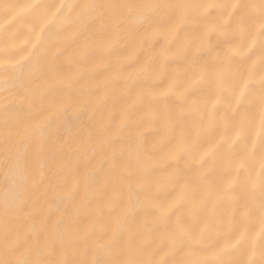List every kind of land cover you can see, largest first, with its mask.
I'll list each match as a JSON object with an SVG mask.
<instances>
[{"label": "clouds", "instance_id": "9594fccd", "mask_svg": "<svg viewBox=\"0 0 264 264\" xmlns=\"http://www.w3.org/2000/svg\"><path fill=\"white\" fill-rule=\"evenodd\" d=\"M0 264H264V0H0Z\"/></svg>", "mask_w": 264, "mask_h": 264}]
</instances>
